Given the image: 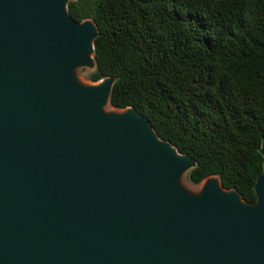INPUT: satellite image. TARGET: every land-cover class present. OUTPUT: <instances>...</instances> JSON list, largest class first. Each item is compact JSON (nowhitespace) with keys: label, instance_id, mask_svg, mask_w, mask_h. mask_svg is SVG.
<instances>
[{"label":"water","instance_id":"obj_1","mask_svg":"<svg viewBox=\"0 0 264 264\" xmlns=\"http://www.w3.org/2000/svg\"><path fill=\"white\" fill-rule=\"evenodd\" d=\"M67 1L0 0V264H264V172L255 203L184 190L194 159L76 78L98 29Z\"/></svg>","mask_w":264,"mask_h":264},{"label":"trees","instance_id":"obj_2","mask_svg":"<svg viewBox=\"0 0 264 264\" xmlns=\"http://www.w3.org/2000/svg\"><path fill=\"white\" fill-rule=\"evenodd\" d=\"M98 29L87 79L113 78L109 103L134 108L194 159L187 180L216 176L255 203L264 172V0H68Z\"/></svg>","mask_w":264,"mask_h":264},{"label":"rangeland","instance_id":"obj_3","mask_svg":"<svg viewBox=\"0 0 264 264\" xmlns=\"http://www.w3.org/2000/svg\"><path fill=\"white\" fill-rule=\"evenodd\" d=\"M91 70H92V66L91 65L78 66V67L75 68V76L81 83H83L85 85H91V84L99 83V82H92V81H90V80H88L86 78L87 75L91 72ZM103 109L106 112H110L113 109H116V110H119V111H123V109H118V108H115V107L111 106L110 103H108V102L103 106ZM207 179H205L203 182H201L198 185H194V184H191L187 180L186 172H183V173H181L178 176L177 182L188 193H190L192 195H199V194H201Z\"/></svg>","mask_w":264,"mask_h":264},{"label":"bare ground","instance_id":"obj_4","mask_svg":"<svg viewBox=\"0 0 264 264\" xmlns=\"http://www.w3.org/2000/svg\"><path fill=\"white\" fill-rule=\"evenodd\" d=\"M84 85V84H83ZM111 113H119V110L113 109L112 111H110Z\"/></svg>","mask_w":264,"mask_h":264}]
</instances>
